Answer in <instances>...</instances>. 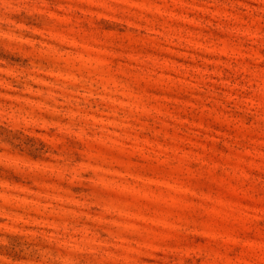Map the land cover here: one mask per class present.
<instances>
[{
	"label": "rangeland",
	"instance_id": "1",
	"mask_svg": "<svg viewBox=\"0 0 264 264\" xmlns=\"http://www.w3.org/2000/svg\"><path fill=\"white\" fill-rule=\"evenodd\" d=\"M0 264H264V0H0Z\"/></svg>",
	"mask_w": 264,
	"mask_h": 264
}]
</instances>
